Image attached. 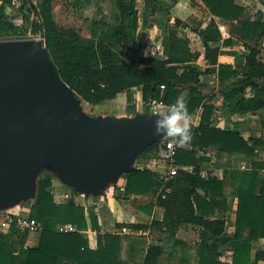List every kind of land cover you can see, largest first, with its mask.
<instances>
[{
	"label": "trees",
	"instance_id": "1",
	"mask_svg": "<svg viewBox=\"0 0 264 264\" xmlns=\"http://www.w3.org/2000/svg\"><path fill=\"white\" fill-rule=\"evenodd\" d=\"M31 1L21 0L20 5H16L15 0H0V40L25 35L28 29L24 22H30L31 31L41 35L54 71L82 102L95 106L125 93L127 108L133 114L132 94L138 89L143 101L161 100L167 106L181 100L185 93L182 100L186 102L190 115L198 107H203L198 126L191 127V141L182 145L177 143L175 164L191 169H179L166 182L169 192L157 194L164 177L146 167H136L125 175L124 196L156 194V204L164 210L161 220L154 219L149 225L133 227L151 231L163 229L171 236L183 225L200 228V240L194 244L195 264H219L216 241L225 230V221L215 216L214 211H229L231 202L229 204L228 200H236L234 233L230 239L231 264L264 261V251H256L253 257L251 254L253 242L264 238V179L256 189L259 172L264 169V161L258 154L264 149V137L245 140L232 129L221 130L212 125L216 107L200 92L199 77L214 69L202 70L196 64L199 54L191 52L187 42L177 36H170L162 43L160 56L138 53L136 59L123 58L116 48L122 46L126 51L133 50L138 28L135 0H112L116 9L113 22L93 20L89 38H82L72 28L58 26L53 14L54 0H39L37 5ZM201 1L213 18L230 22L240 39L254 43L244 44L248 53L241 78L219 91L223 100L238 98L229 106L230 115L264 111V60L258 59L257 44L264 36V10L258 9L251 15L236 0ZM261 3L264 6V2ZM26 7L36 14L38 20H29L24 11ZM13 11L20 14L21 24L14 22L10 15ZM181 24L175 20V25ZM199 35L205 45V57L216 64L219 50L211 48L209 43H218L221 34L214 21ZM227 43L228 40L223 41V45ZM212 56L213 60H210ZM234 76V71L220 66V83ZM162 145V141H156L142 155L155 159ZM209 146H217L220 152L227 154L244 153L249 157L251 170L224 171L223 180L214 176L201 177L199 165L204 159L198 152ZM52 180L51 175L42 174L37 180L33 202L25 207L29 219L39 227L37 245L24 247L28 232L12 226L5 234L0 233V264H128L120 257L123 240L128 236L102 233L94 209L85 211L73 196L63 203H56L51 192ZM227 185L230 187L228 193L225 192ZM73 194L76 191L73 190ZM66 224L75 227L76 231H57L58 225ZM89 230L95 233V248L89 246ZM147 243L139 239L130 243V264L160 263L167 250L159 243ZM174 243L182 244L179 240ZM137 254H141L140 262L134 261Z\"/></svg>",
	"mask_w": 264,
	"mask_h": 264
},
{
	"label": "water",
	"instance_id": "2",
	"mask_svg": "<svg viewBox=\"0 0 264 264\" xmlns=\"http://www.w3.org/2000/svg\"><path fill=\"white\" fill-rule=\"evenodd\" d=\"M80 101L54 71L43 41H0V211L33 197L42 168L96 197L164 137L148 111L89 118Z\"/></svg>",
	"mask_w": 264,
	"mask_h": 264
},
{
	"label": "crops",
	"instance_id": "3",
	"mask_svg": "<svg viewBox=\"0 0 264 264\" xmlns=\"http://www.w3.org/2000/svg\"><path fill=\"white\" fill-rule=\"evenodd\" d=\"M236 2L245 6L251 15H254L258 9L264 10V6L261 3L264 2V0H236ZM135 6L138 12V28L133 44V51L135 53L143 54L144 56H160L162 52V43L170 36H177L184 39L191 52H197L199 54L196 64L202 70L214 69L213 72L202 74L199 77L200 92L206 96V100L209 101L210 104H213L216 107L212 125L221 130L232 129L239 133L245 140L261 136L264 137V128L262 127L264 111L239 116L230 115L229 106L238 98H235L232 101H227L223 100L219 94V91L223 86L241 78L242 66L245 63V56L248 53L244 44L252 45L254 43L249 40L240 39L239 36L233 32L230 22L223 21L216 17L213 18L201 0H135ZM175 20H179L182 24H185V26L182 24L175 25ZM212 20L221 34L218 43H209L211 48H218L219 50L216 55V64H212L205 57V45L199 35V33L204 30ZM224 40H228V43L225 45H223ZM257 44L259 49L258 59L264 60V36L258 40ZM210 60H213V56ZM221 65L228 67L229 71L235 72L234 77L225 80L223 83H220L218 78V72ZM121 94L124 96L123 99L118 101L119 106H123L127 101L126 94L119 93L118 95ZM184 95L185 93H183L181 100ZM116 98L107 102H111V105L113 106L114 104L112 103ZM132 98L134 99V103L131 104L134 106L135 113L130 114L129 111H127L114 113L113 115L132 117L136 113L147 111L141 109L139 106V101L142 100V98L138 89L133 90ZM168 107L169 106L166 105L158 112L166 111ZM202 109L203 107H198L191 115V127L198 126ZM144 152L136 157L132 167H146L150 171L159 173V175L164 177L161 186L163 189L167 182L166 178L168 174L166 164L158 159L150 158L148 155H142ZM198 154L204 159L199 165V173L203 178L214 176L219 180H223L224 171L251 170L249 157L241 152L227 154L220 152L217 146H209L204 150H200ZM258 154L264 161V149L259 150ZM141 156L144 157L141 158ZM242 166H244L243 169L241 168ZM174 168L177 171L179 169H191L190 167L179 166L177 164H175ZM126 174L128 173L120 174L115 183H112L105 188L107 191L103 190L102 193L96 197L86 196L78 192L73 194V188L66 185L69 189H65L58 181L53 179L52 192L54 201L56 203H63L65 197L69 198L73 196L74 201L82 205L85 208V211L89 208H93L97 215L98 224L102 233H117L124 236H129L134 233L135 235L142 233L146 235L151 234L149 228L136 229L133 226L137 224L149 225L154 218H157L156 220H161V218L155 216L156 206H153L154 210H151V205H149V208H147L148 206L146 207V205L141 206V203L146 201L145 198L149 199V203H153L154 201L152 202L150 196H124L123 192ZM262 179H264V169L259 172L256 189L260 187ZM229 191L230 187L227 185L225 187V192L228 193ZM135 199L139 200L140 203L134 205L133 201ZM230 202L231 205L229 211H220L218 209H215L214 211L215 216H219L225 221V230L216 241V251L217 254H219L217 261H219V264H231L232 242L230 239L234 233L236 200H228L229 204ZM146 209L150 210V213H147ZM7 210H11L14 213H19L23 216H29L28 209L21 205H16ZM119 224H122L121 227H119ZM178 230L179 239L177 240L179 241H184L186 234H189V231L192 232L190 225L180 226ZM195 232L196 237L193 239V244H196L200 240V228H196ZM88 233L89 246L95 248V233L91 230H89ZM38 239L39 232L29 233L24 247H35L38 243ZM252 247V257L256 251H264V238L254 241ZM193 254L195 259L196 255L194 249ZM257 264H264V261H258Z\"/></svg>",
	"mask_w": 264,
	"mask_h": 264
},
{
	"label": "rangeland",
	"instance_id": "4",
	"mask_svg": "<svg viewBox=\"0 0 264 264\" xmlns=\"http://www.w3.org/2000/svg\"><path fill=\"white\" fill-rule=\"evenodd\" d=\"M31 2L33 5H37L39 3V0H32ZM15 3L16 5H20L21 0H15ZM24 11L28 14L29 20H38L36 14L32 13L27 7L24 9ZM115 12L116 9L112 0H54L53 3V14L58 26L62 28H72L76 30L82 38H89L90 25L92 24L93 20L104 19L109 22H113ZM10 15L15 23L21 24V18L19 13L13 11ZM24 27L28 29V32L25 35L9 40L42 41L40 33H33L31 31L32 27L30 26V22H24ZM0 41H5V40H0ZM116 50L119 54H121L123 58L130 56L131 58L136 59L138 56L137 55L138 53H135L133 50L126 51V49L122 46L117 47ZM123 96H124L123 94L118 95L116 100L113 101L112 103L114 104L113 106L111 105V102H104L99 105L90 106L80 101L78 103V108L82 114L88 116L89 118L124 117V116L113 115L114 113L129 111L127 109V101L126 103H124L123 106H119L118 104V101L123 99ZM168 138L169 137L164 136L159 141H162L164 143ZM143 157L141 156V158ZM42 174L51 175L52 178L58 181L65 189H69L54 175L52 171L42 168L39 170L36 179H34L35 187H34L33 197L31 198L28 197L24 200L22 199L17 205L19 206L21 205L22 207L24 206L27 208L29 207V205L33 202L36 195L37 180ZM51 192H52V186H51ZM159 193L162 194V188L159 189L157 194ZM144 196H149V195H144ZM150 198L152 199V202L154 201L153 203H149V199L145 198L146 201L142 202L141 206L146 205V207L148 206L147 208H149V205H151L152 206L151 210H154L153 206H156L155 216L161 218L164 213V210L156 204V200H155L156 194L150 195ZM138 203H140V201L137 199L133 201L134 205ZM178 229L179 227L176 229L174 236L168 235L163 229L152 230L151 234L148 235H142V234L135 235V233L130 234L128 236V239H125V241L123 240L121 253H120L121 259L123 261H126L128 264L131 263V255L129 254L130 250L128 248L130 246V243L134 239H139V240H145L146 242H148L147 244L159 243L164 247V249L167 250L166 253L163 255L159 264H195L196 256L194 259V254H193L194 244L192 242L193 239L196 237L195 236L196 228L191 226L192 232L189 231V234L188 233L186 234L185 240L184 241L181 240L182 244L174 243L175 240L179 239ZM0 233L5 234L6 232H0ZM140 260H141V254L140 255L137 254L134 261L140 262Z\"/></svg>",
	"mask_w": 264,
	"mask_h": 264
},
{
	"label": "built area",
	"instance_id": "5",
	"mask_svg": "<svg viewBox=\"0 0 264 264\" xmlns=\"http://www.w3.org/2000/svg\"><path fill=\"white\" fill-rule=\"evenodd\" d=\"M161 89H163V86H161ZM132 104L134 103V99L132 98ZM139 106L141 109L147 110L148 112L155 113L160 111L162 108H164L166 105L163 103V101L159 100L157 102L152 101L151 99H148L146 101L140 100ZM178 145L177 143L172 139H169L163 143V145L157 150V157L155 159H158L162 162H164L168 169V174L166 181H168L170 178H172L176 174L175 166V156H176V149ZM242 169L244 166L241 167ZM163 193L169 192V188L165 185L162 189ZM164 197V195H163ZM65 200L68 199L67 197L64 198ZM12 226L19 229L21 232H38L39 227L36 224L35 221L29 219V216H23L19 213H14L11 210H5L0 212V232H7ZM58 232H74L76 231L75 227L66 224V225H58L57 226ZM143 234V233H142ZM146 235V234H143Z\"/></svg>",
	"mask_w": 264,
	"mask_h": 264
},
{
	"label": "clouds",
	"instance_id": "6",
	"mask_svg": "<svg viewBox=\"0 0 264 264\" xmlns=\"http://www.w3.org/2000/svg\"><path fill=\"white\" fill-rule=\"evenodd\" d=\"M155 115V134L168 136L178 144H185L192 139L190 121L192 119L186 102L177 100L169 105L166 111L151 113Z\"/></svg>",
	"mask_w": 264,
	"mask_h": 264
}]
</instances>
